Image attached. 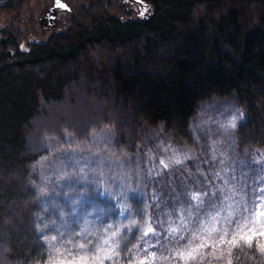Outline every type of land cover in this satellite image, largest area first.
Here are the masks:
<instances>
[{"label": "trees", "instance_id": "obj_1", "mask_svg": "<svg viewBox=\"0 0 264 264\" xmlns=\"http://www.w3.org/2000/svg\"><path fill=\"white\" fill-rule=\"evenodd\" d=\"M33 1L0 3V18L10 19L0 28V264H46L41 228L61 225L50 206L56 201L44 202L32 169L47 153L46 137L62 142L67 134L82 145L108 129L116 152L140 154L151 186L146 131L163 125L175 141L193 146L199 104L235 96L246 112L238 147L264 157V0H148L155 7L148 20L121 18L120 0H66L73 7L65 12L69 22L51 31L31 12ZM38 27L47 40L24 49ZM88 101L98 105L96 113ZM141 204L133 198L139 213ZM110 209L108 223L115 215ZM150 214L165 235L169 223L157 220L151 207ZM223 217L204 237L209 246L188 264H264L256 238L220 243L221 222L228 232L239 227ZM122 238L120 254L128 262L139 233Z\"/></svg>", "mask_w": 264, "mask_h": 264}, {"label": "rangeland", "instance_id": "obj_2", "mask_svg": "<svg viewBox=\"0 0 264 264\" xmlns=\"http://www.w3.org/2000/svg\"><path fill=\"white\" fill-rule=\"evenodd\" d=\"M51 3L52 0H34L30 10L38 19ZM9 20V17L0 18V28ZM68 22L69 15L63 13L58 28ZM37 31L38 34H28L24 49L28 48V43L47 40L49 33L41 34L40 27ZM94 102H85L92 114L98 109ZM245 118V109L235 96L215 97L199 104L191 124L193 146L175 141L173 133L166 131L163 125L150 128L143 140L150 137L152 142V150L147 151L152 161L147 160L145 168L152 172L151 186L145 183L140 154L116 152L114 133L108 129L94 132L90 141L82 145L75 144L67 134L62 142L46 137L47 153L32 169L40 179L37 190L45 203L51 198L56 201L50 206L61 222L51 231L46 227L49 223L41 228L49 254L46 264L57 257L67 260L87 257V264H100V260L94 259L97 256L103 264H140V261L188 264L191 259L185 262L178 253L187 254L197 247L191 245L206 240L204 237L208 235L200 231L202 222L210 227L209 218L227 205H231L233 220L245 225L241 235L256 238L264 245V235H261L264 216L256 222V214L264 212V157L258 149L238 147L236 131ZM202 137L208 138L203 142ZM140 148L143 151V147ZM177 160L180 163H176ZM192 193L202 195L203 203L199 207L191 199ZM224 196L230 199L225 201ZM133 198L142 203L140 213L139 208L133 207ZM108 203L114 208L110 209ZM150 207L157 220L169 223L165 235L153 221ZM108 208L115 213L109 223ZM226 215L227 209L220 213L221 217ZM221 225L227 229L225 223ZM149 226L153 231L145 235ZM171 228L177 231L172 233ZM238 228L225 238L232 239ZM125 232L139 233V241L128 262L123 261L120 254ZM193 233H198L200 238L189 244ZM80 244L85 247L80 248ZM107 253H111V258H105Z\"/></svg>", "mask_w": 264, "mask_h": 264}, {"label": "snow or ice", "instance_id": "obj_3", "mask_svg": "<svg viewBox=\"0 0 264 264\" xmlns=\"http://www.w3.org/2000/svg\"><path fill=\"white\" fill-rule=\"evenodd\" d=\"M61 7H63L64 5H60ZM176 163H180L179 160L176 161ZM165 167H167V165H165ZM203 195H207V193H204ZM191 199L193 201H196V207H199L202 203V195L200 193H192L191 194ZM225 201L229 200L230 197L229 196H224L223 198ZM227 209V215L223 217V219L225 221H227V223L231 224L233 223V212L231 211V205H227L226 207H221L219 211L216 212L215 215H212L210 217V224L211 226L209 227V224L204 223L201 225V232H205L208 234V237L210 238L212 233H215L217 231L216 228V224L219 223L221 216L220 213L225 211ZM260 216H264V212H258L256 214V222H259V217ZM182 222H183V218H182ZM235 223H237L238 225H240L239 220H236ZM245 225H240L238 230L235 232V234L232 235V239L229 240L228 242L233 245L236 246L238 244V240L237 237H239V239H245V235H241V232H243V228ZM153 229L149 226L145 232V235L148 234V232H152ZM170 231L172 233H175L177 231L176 228H171ZM229 235V232L227 231V229H225L223 231V235H221L220 237V243L224 242V238L227 237ZM261 235H264V233H261ZM183 238V237H182ZM200 238L198 233H193L191 239L189 240V244L192 243V241L196 240ZM53 239H55V237H53ZM252 237L251 236H247V241H251ZM105 243H107V241H105ZM208 243L206 240H201V243L196 247V248H192L190 251L187 252V254L180 252L178 253V255L185 261L187 262L189 259H196V253L200 250L203 249L205 247H208ZM80 248H84L85 245L84 244H80L79 245ZM261 250L264 251V245H261ZM154 255V254H153ZM105 258H111V253H107ZM87 257H79L78 259H74V260H67V258L64 259H60V258H53L50 260V264H87ZM95 260H100V264H103V260L100 259L99 256L94 258ZM140 264H144L143 261H140ZM229 264H231V261H229Z\"/></svg>", "mask_w": 264, "mask_h": 264}, {"label": "water", "instance_id": "obj_4", "mask_svg": "<svg viewBox=\"0 0 264 264\" xmlns=\"http://www.w3.org/2000/svg\"><path fill=\"white\" fill-rule=\"evenodd\" d=\"M132 3L137 4L139 7L138 17L141 20H148L154 15V7L147 0H131ZM128 0H123L122 5H126ZM60 5H64L61 7ZM61 11L72 12V6L64 0H52L51 6H49L45 13L38 18V22L42 29L51 31L59 26L58 13Z\"/></svg>", "mask_w": 264, "mask_h": 264}, {"label": "flooded vegetation", "instance_id": "obj_5", "mask_svg": "<svg viewBox=\"0 0 264 264\" xmlns=\"http://www.w3.org/2000/svg\"><path fill=\"white\" fill-rule=\"evenodd\" d=\"M148 1V0H147ZM122 2L123 0H120V4H121V7H122V10L124 12V16L123 18L125 19L126 16H128L129 19H133L135 16L138 17V12H139V7L137 6V4L135 3H132L131 0H128V3H126V5H122ZM150 2V1H149ZM151 3V2H150ZM52 4V3H51ZM152 4V3H151ZM153 5V4H152ZM51 6V5H50ZM154 7V5H153ZM155 9V7H154ZM67 11H61L58 13V20L60 18V16L65 13ZM45 13V12H44ZM43 15V14H42ZM40 17V16H39ZM38 17V18H39ZM38 20V19H37Z\"/></svg>", "mask_w": 264, "mask_h": 264}]
</instances>
